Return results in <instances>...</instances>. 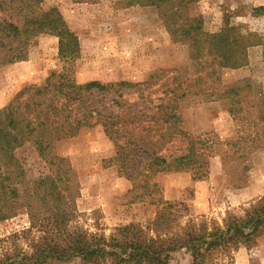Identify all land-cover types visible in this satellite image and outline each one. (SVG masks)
Instances as JSON below:
<instances>
[{"label":"trees","instance_id":"1","mask_svg":"<svg viewBox=\"0 0 264 264\" xmlns=\"http://www.w3.org/2000/svg\"><path fill=\"white\" fill-rule=\"evenodd\" d=\"M43 1L0 0V67L27 59L29 41L39 33L59 38V57L66 65L80 56L78 36L57 7L42 9ZM197 1L126 3L156 7L173 37L189 41L198 65L195 89L194 84L176 81L178 73L161 84V95L154 100L151 93H141L144 89L135 90L140 83H79L65 65L42 85H26L0 109V221L20 208L29 216L26 229L7 237L12 244L0 246V264H170V253L180 247L191 252L189 264H207L214 251L242 243L250 246L264 235V195L242 215L228 213L223 225L210 231L200 223V231L192 224L185 236L162 238L157 233L165 222L172 221L170 211L179 213L181 208L179 203L163 199L162 187L153 181L156 174L191 171L194 179H203L208 176L210 158L218 153L224 173L233 179V186L240 187L252 167V155L264 149V90L251 82L225 85L221 79L223 70L248 63L247 50L254 44L253 38L260 36L244 33L228 19L217 31L206 30L202 15L191 13ZM256 9L262 11L264 6ZM257 43L264 48L262 39ZM160 73H152L150 85ZM131 89L138 92L134 102L126 98ZM113 92L112 103L103 102ZM188 94L228 102V111L242 126L241 133L221 142L226 147L219 146V151L204 138L189 136L181 125L179 103ZM97 124L114 142L111 161L131 181L133 197L148 196L157 205L156 216L149 222L156 235L145 233L139 223L117 228L110 238L73 225L80 214L75 204L80 188L77 170L68 157L55 152V146ZM176 143L183 144L181 153L169 151ZM27 144L49 166L48 174L27 175L16 154ZM182 209L181 216L185 214V207ZM23 237H30L26 248L18 243Z\"/></svg>","mask_w":264,"mask_h":264},{"label":"rangeland","instance_id":"2","mask_svg":"<svg viewBox=\"0 0 264 264\" xmlns=\"http://www.w3.org/2000/svg\"><path fill=\"white\" fill-rule=\"evenodd\" d=\"M127 1H43L42 9L57 7L61 11L70 29L78 36L81 54L70 66L66 65L59 57L56 35H34L28 44L27 59L0 67V109L26 85H42L52 72H60L65 65L79 83L91 80L105 84L140 83L135 90L144 89L141 93H151L154 100L161 95V84L169 78L171 81L178 73L176 81L185 82L183 85L194 84L195 89L198 65L189 41L173 37L156 7L129 5ZM259 6H264V0H199L192 5L191 13L202 15L204 27L210 32L220 29L228 19L244 33L260 36L253 38L254 44L247 50L246 65L223 70L221 79L225 85L251 82L264 90V48L257 43L260 39L264 42V10L257 11ZM19 62H24V66L13 68ZM156 71L162 73L155 78L157 82L150 85V77ZM20 74L25 75V81L19 80ZM131 91L126 98L134 102L138 92ZM106 96L103 102L110 104L109 99L116 97V93ZM98 97L99 93H96L95 98ZM179 103L185 132L191 137L204 138L214 151H219V146L225 148L221 142L236 138L242 131L240 122L228 111V102L188 94ZM182 146L176 143L169 151L181 153ZM55 152L68 157L77 170L80 188L75 204L80 214L73 225L110 238L116 235L117 228L139 223L145 233L156 235L149 229V222L156 216L157 205L151 203L148 196L143 199L133 197L135 191L131 181L120 175L117 165L111 161L115 145L101 124L83 128L75 137L58 141ZM16 154L30 178L49 173V166L30 145L17 149ZM251 164L246 182L240 187L233 186V179L224 173L218 153L210 158L209 173L203 179H194L191 171L156 174L153 181L162 187L163 199L177 202L181 208L179 213L170 211L172 221L166 219L157 233L162 238L185 236L192 224H197L200 231V223L210 231L221 227L228 213L242 215L245 208L264 195V149L252 155ZM183 207L185 214L181 216ZM28 226L25 208L0 221V238L4 239L0 246L11 245V239L7 237ZM30 237L19 238L20 246L26 248ZM192 260L186 247L170 253V264H189ZM207 264H264V235L250 246L242 243L214 251Z\"/></svg>","mask_w":264,"mask_h":264},{"label":"crops","instance_id":"3","mask_svg":"<svg viewBox=\"0 0 264 264\" xmlns=\"http://www.w3.org/2000/svg\"><path fill=\"white\" fill-rule=\"evenodd\" d=\"M24 62H19V63H16L15 64V66L13 67V68H21V67H23L24 65ZM20 76H22L21 78L20 77H18L19 78V80L20 81H25V75L24 74H20ZM5 85V84H4Z\"/></svg>","mask_w":264,"mask_h":264}]
</instances>
